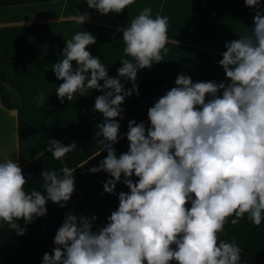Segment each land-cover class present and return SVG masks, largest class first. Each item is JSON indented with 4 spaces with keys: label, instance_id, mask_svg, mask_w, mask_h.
I'll list each match as a JSON object with an SVG mask.
<instances>
[{
    "label": "clouds",
    "instance_id": "clouds-1",
    "mask_svg": "<svg viewBox=\"0 0 264 264\" xmlns=\"http://www.w3.org/2000/svg\"><path fill=\"white\" fill-rule=\"evenodd\" d=\"M133 3L87 0L90 8L105 15ZM245 3L264 8L261 0ZM89 18L87 12L74 17L79 24ZM254 23L249 34L225 43L218 63L229 82L194 83L180 74L177 87L148 109L150 127L129 121L130 148L119 157L112 147L120 129L115 118L121 116L125 98L138 94V71L163 60L169 17L153 16L151 7H145L121 29L124 53L131 59H123L117 72L132 81L128 90L87 50L96 43L95 35L84 30L66 40L63 58L53 67L57 79L63 80L56 94L63 103L65 97L71 101L88 89L103 92L95 99V110L104 117L95 136L103 137L97 142L107 156L89 171L103 170L114 178L103 185L110 194L123 174L130 192L119 193L117 210L99 231L92 230L97 217L68 213L54 237L57 247L44 254L42 264H246L237 241L219 239L218 234L245 215L256 226L264 222V11H257ZM206 95L211 96L207 102ZM43 98L41 93L38 102ZM46 147L57 160L78 149L75 142L65 145L55 139ZM74 171L68 166L59 173L44 169L45 192H29L19 163L0 162V221L23 235L20 218L30 223L47 214L49 200L61 206L70 200ZM133 174L139 178L135 183Z\"/></svg>",
    "mask_w": 264,
    "mask_h": 264
},
{
    "label": "crops",
    "instance_id": "crops-1",
    "mask_svg": "<svg viewBox=\"0 0 264 264\" xmlns=\"http://www.w3.org/2000/svg\"><path fill=\"white\" fill-rule=\"evenodd\" d=\"M145 7H151L153 16L169 17L167 51L162 52V61L138 71V94L133 92L125 98L123 112L115 118L120 129L112 147L119 157L130 148L129 121L150 127L148 109L177 87L175 80L180 74L191 77L194 83L229 82L218 63L226 51L225 43L249 34L255 27L257 11L264 8L249 7L245 0H135L120 13L105 15L90 8L87 0H53L0 9V81L20 101L19 108L8 109L0 97V162L13 159L19 163L29 192H45L41 176L44 169L58 173L63 166L75 169V191L70 200L64 206L49 200L47 214L30 223L20 218L18 223L26 229L23 235L0 221V264H42L44 254H52L57 247L54 237L68 213L78 218L97 217L92 230L99 231L117 210L119 193L130 192L123 174L110 194L103 185L114 178L103 170L89 171L107 156L97 142L103 137L95 136L97 125L104 122L102 113L95 110V99L103 92L88 89L84 95L77 93L71 101L65 97L61 103L56 89L63 80L57 79L53 67L63 58L66 40L86 30L97 38L87 50L100 58L109 77L119 78L125 90L131 89L132 81L117 72L123 59H131L124 53L121 29ZM79 12L90 15L84 24L74 19ZM99 83L103 85V81ZM41 93L43 102H38ZM205 99L207 102L211 96ZM52 139L65 145L75 142L78 149L57 160L46 147ZM131 179L135 183L139 178L133 174Z\"/></svg>",
    "mask_w": 264,
    "mask_h": 264
},
{
    "label": "trees",
    "instance_id": "trees-1",
    "mask_svg": "<svg viewBox=\"0 0 264 264\" xmlns=\"http://www.w3.org/2000/svg\"><path fill=\"white\" fill-rule=\"evenodd\" d=\"M53 0H0V9L40 4L44 2H51ZM222 95V94H220ZM0 97L3 105L8 109H17L20 106V101L17 95L6 87L0 81ZM186 208L191 207V203L187 202ZM231 218H229L230 220ZM219 239L232 240L233 238L242 248V261L246 264H264V222L260 226H256L245 218L241 219L236 225L230 222L224 227L222 233H219ZM175 248L176 245H171ZM170 264H178L175 260L170 261Z\"/></svg>",
    "mask_w": 264,
    "mask_h": 264
}]
</instances>
